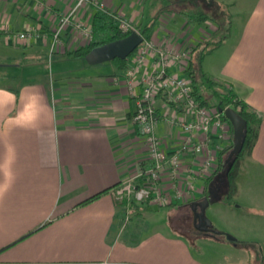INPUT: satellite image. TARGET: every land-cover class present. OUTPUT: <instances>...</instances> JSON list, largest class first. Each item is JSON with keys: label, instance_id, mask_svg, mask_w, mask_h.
<instances>
[{"label": "crops", "instance_id": "crops-1", "mask_svg": "<svg viewBox=\"0 0 264 264\" xmlns=\"http://www.w3.org/2000/svg\"><path fill=\"white\" fill-rule=\"evenodd\" d=\"M76 1L0 0V58L22 61L14 66L16 73L3 75L9 83L0 84V188L6 187L0 196V264H208L193 252V247L203 245L234 257V252H246L247 258H235V264H264V0H210L229 14V34L201 64L208 66V58L224 50L220 73L209 72L211 79L262 118L257 142L246 158L251 173L236 196L242 208H235L260 219L243 236L232 230L242 220L217 228L214 219L207 222L205 217L217 230L203 234L189 221L219 208L229 220L236 216L233 203L217 201L211 182L219 154L233 144L232 129L225 140L210 136L207 149L215 159L210 174L197 175L194 190L167 206L171 220L181 218L179 229L149 232L141 222L153 219L151 214L162 207L134 205L127 215L124 205L114 201V189L150 166L143 133L132 122L141 87L133 96L124 80L133 57L125 70L112 61V71L102 74L86 69L97 65L67 58L90 43L73 27L62 29L54 43L61 19ZM151 1L96 0L136 31L153 24L151 41L156 45L190 48L215 39V24H190L182 10L173 9L172 0H160L161 7L151 11L157 7ZM95 10L83 5L72 23L91 29ZM28 29L34 35L27 45L5 39L6 32ZM54 56L72 60V83H63L55 92L45 76L41 80V74L31 70L34 57ZM74 67L85 68L84 73L74 75ZM149 70L148 63L143 73ZM155 110L157 135L172 154L179 146L180 130L170 127L166 116L172 110L185 119L189 116L162 96ZM202 158L182 155L183 168L199 170Z\"/></svg>", "mask_w": 264, "mask_h": 264}, {"label": "built area", "instance_id": "built-area-1", "mask_svg": "<svg viewBox=\"0 0 264 264\" xmlns=\"http://www.w3.org/2000/svg\"><path fill=\"white\" fill-rule=\"evenodd\" d=\"M85 4L106 11L96 0H77L70 13L61 19L54 43L57 42L60 31L67 26L73 27L79 36L91 41V29L81 22L71 21L75 12ZM119 21L122 32L136 31L129 22L120 19ZM33 35L34 31L30 29L16 33L6 32L5 39L13 45H27ZM180 48H168L143 39L124 75L131 95L134 96L136 87H141L140 94L136 96L132 122L140 127L143 133L147 159L150 162L148 168L139 171L111 192L114 201L124 205L127 215L132 205L147 203L167 207L174 200L183 199L186 193L193 191V179L197 175L205 177L213 169L214 155L207 149L210 136L225 140L232 129L223 115L218 113L217 108L202 106L193 96V87L184 74L189 66L190 50ZM148 63L150 70L143 73ZM160 96L168 105L180 106L183 113L189 116V119H185L176 114L175 110L166 116L167 124L180 130V143L172 154L165 151L164 144L156 132L158 117L155 103ZM184 154L203 156L198 163L199 170L183 168L181 156ZM128 220L127 217L125 224Z\"/></svg>", "mask_w": 264, "mask_h": 264}, {"label": "trees", "instance_id": "trees-1", "mask_svg": "<svg viewBox=\"0 0 264 264\" xmlns=\"http://www.w3.org/2000/svg\"><path fill=\"white\" fill-rule=\"evenodd\" d=\"M186 4H191L193 9L182 10V15L185 16V20L192 25H205L207 22L215 24L217 27L216 31L225 26L226 31H229V14L226 10L216 8L210 0H183ZM208 4L213 6L215 9V15L203 12L199 10L198 6L201 4ZM198 5V6H197ZM195 6V8H194ZM217 10V14H216ZM153 31V24L145 26L140 32L144 40H151V34ZM92 39L90 43L83 48L73 51L68 54L67 58H77L84 60L85 56L94 48L103 46L113 41L121 40L126 38L130 33H124L120 29V21L114 15L107 11L95 10L93 20L91 23ZM222 39V38H221ZM222 41H215L213 43L203 42L198 44L196 47H190V62L189 66L184 72L193 87V96L195 99L205 107L217 108L220 106L222 109L230 108L245 124V132L243 136V146L241 151L234 155L232 158H228V152L232 149V145L225 151L219 154L217 171L212 177V191L215 194L224 193L227 195L228 202L231 203L240 189V187L247 180L246 173L243 171L244 161L251 154L254 148L259 134V128L262 122V118L252 109H250L244 102L238 100L230 91L222 90V86L207 77V83L213 91V97L215 105L209 106L197 89L196 71L198 66H201L203 59L214 52ZM137 50V49H136ZM135 50V51H136ZM134 54V53H133ZM133 54L130 56L132 57ZM128 57V59L130 58ZM128 59L126 60H114V63L118 66L119 70H125L127 68ZM228 123V121L224 118ZM163 208V207H162Z\"/></svg>", "mask_w": 264, "mask_h": 264}, {"label": "rangeland", "instance_id": "rangeland-1", "mask_svg": "<svg viewBox=\"0 0 264 264\" xmlns=\"http://www.w3.org/2000/svg\"><path fill=\"white\" fill-rule=\"evenodd\" d=\"M152 1L155 4H157V7L152 8L151 11H154V10H156V8L159 9L161 7L160 6V4H161L160 0H152ZM186 3L187 2L183 1V0H172V6L174 7L173 8L174 10L185 9L188 7L191 8V5L189 6V4H186ZM198 7L200 8L199 10H201L203 12L210 13L211 15H215V9H213V6H211V5L203 3V4H201V6H198ZM194 8H195V6H194ZM216 14H217V10H216ZM162 24H163V22H162ZM205 25L211 26L212 23L207 22ZM228 27H229V25H228ZM228 34H229V31L227 32L225 29V26L222 25V28L218 31L217 35L215 36V39L209 40V41L211 43H213L215 41H224L227 38ZM223 51L224 50L218 52L217 54H215V56L208 58V60L206 61V65H208V66H205V65H203V67L198 66L197 71H196V79H197L196 85H197L198 92L202 96L203 100H205L209 106L215 105V100L213 97V91L209 87L206 79H207V77H210L209 72H211V71L213 73L216 72V74L220 73V69H221L220 65H221V58L223 57L222 56ZM217 57H219V59H217ZM11 58L20 59L21 57H9V60L0 58V84H8L9 81L6 79L5 76L6 75L8 76L9 74H12V73H16L17 68H15L14 66H17L18 64H22L21 63L22 61L12 62ZM31 63L34 64L33 65L34 67L31 69V70H33L32 72L37 71L38 75L41 74L39 76V78L41 80H43V78L45 76L47 83L49 84L52 91H54V92L56 91V89L61 87L63 85V83L64 84L72 83V60H62L59 57H55V56L54 57H34V60H32ZM85 67H89V66H85ZM84 69L85 68L79 69L78 67H74L73 74L74 75L82 74V73H84V71L82 73H81V71ZM86 69L102 72V74H108L113 69V63L112 62H104V63L99 64L97 66H93V68L89 67ZM59 71H62V72L65 71V72H63L62 74H57ZM3 75H5L4 76L5 78L3 77ZM32 79L35 80V78H32ZM243 171L246 173V177L248 178V176L251 173V170H250V167H248L247 160L244 161ZM236 196L234 198H232V201H231V203L234 204L233 209H235L237 206L242 208L241 207L242 206L241 205V203H242L241 199L237 200ZM216 199H217V201L228 200L227 195L224 193H219ZM132 206H134V205H132ZM233 209H232V211H233ZM223 211H224V209L219 208L218 210H215V212L212 214L211 213H201L200 217H198L197 215L189 217V221H190V223H191V225L195 231L201 232L203 234L207 231H212V232L216 231L217 230L216 227L222 228L221 226H223V224L226 221H229L228 222V225H229L230 223H234L233 221L239 222L240 220H242V223H240L236 228L232 227V230L243 236V235L248 233L249 226L252 223H257L260 219L259 216H256L253 214L248 215L247 213H242L239 209H235L234 214L236 216H232V219L229 220L227 218H230V215L229 214H223L224 213ZM169 213H170L169 208L163 207L158 213H152L151 214L154 217L153 219H151V220L148 219V221H146V222H141V225L146 226L145 230H148L149 232L153 231V230H161L165 233L167 231V233H168V231L171 232L173 229L174 230L176 228L179 229L180 225H181V218L178 219L179 221L176 218L171 220V216ZM151 215H149V217H151ZM204 218L208 220V221L206 220L207 222H211V220L214 219L218 225H216V227L208 225L205 222ZM184 219H186V217H183V220ZM199 221H200V224H199ZM171 223L173 225L172 228L170 227ZM125 226H126V224H125ZM225 228H230V227H225ZM193 252L196 254V256L200 255L204 259L205 262H208V264H233V263L235 264L236 263L235 258H237L239 260H241L240 258H242L243 260H245V258H247V254L243 250H241V252H237V253L234 252V255H235V257H234V256H231L230 254L228 255L223 250L216 249L214 247L209 248L206 245L201 246V248L200 247H198V248L193 247ZM200 256H199V258H200Z\"/></svg>", "mask_w": 264, "mask_h": 264}, {"label": "water", "instance_id": "water-1", "mask_svg": "<svg viewBox=\"0 0 264 264\" xmlns=\"http://www.w3.org/2000/svg\"><path fill=\"white\" fill-rule=\"evenodd\" d=\"M142 42V35L137 31H132L124 39L113 41L92 49L85 56L84 60L88 65H98L104 62H112L116 59L123 61L128 59ZM217 111L223 115L232 128L233 144L228 155V158L230 159L242 149L246 124L230 108L222 109L218 106Z\"/></svg>", "mask_w": 264, "mask_h": 264}, {"label": "clouds", "instance_id": "clouds-1", "mask_svg": "<svg viewBox=\"0 0 264 264\" xmlns=\"http://www.w3.org/2000/svg\"><path fill=\"white\" fill-rule=\"evenodd\" d=\"M9 95H11V93H9ZM5 191H6V187L5 188H0V196H2Z\"/></svg>", "mask_w": 264, "mask_h": 264}]
</instances>
